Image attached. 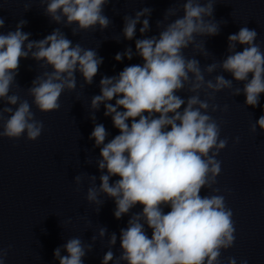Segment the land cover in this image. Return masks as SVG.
Listing matches in <instances>:
<instances>
[{"label": "clouds", "instance_id": "clouds-1", "mask_svg": "<svg viewBox=\"0 0 264 264\" xmlns=\"http://www.w3.org/2000/svg\"><path fill=\"white\" fill-rule=\"evenodd\" d=\"M110 2L40 0L44 14L70 28L74 36L97 27L107 29L112 21L104 9ZM217 2L183 0L179 7H169L156 22L158 35L152 36L145 35L150 31L151 8L123 17L124 39L136 37L137 25L142 38L135 39V52L127 47L114 59L131 61L138 56L142 63L127 65L117 75L100 79V93L90 103L94 127L89 136L99 148V185L95 175L74 177L77 191L85 178L89 181L85 199L97 206V213L105 202L103 196L114 201L116 220L129 215L127 226L120 229L121 254L116 256L112 251L117 243L113 232L102 264H222V251L235 244L233 212L220 189L214 187L222 170L217 156L226 148L228 138H221L224 121H217L210 112L228 110L227 105L221 108L213 102L224 90H230L232 96L243 94L245 107L260 106L264 50L257 42V31L245 25L227 37V55L222 60L201 66L196 56L207 59L209 54L204 38L220 33L221 22L214 17ZM28 10L26 4L25 12ZM26 24L21 19L15 30L0 32V138L19 140L26 136L36 141L44 124L36 119L32 106L41 113L58 111L61 95L75 91L77 73L84 84L91 85L103 58L94 48L73 44L60 28L43 39L31 40V33L22 30ZM4 27L0 17V29ZM238 46L242 50H237ZM189 48L196 55L186 56ZM22 59L50 69L37 75L27 89L31 104L11 91L14 84L19 86L16 76ZM218 71L220 74L213 75ZM222 73H229L232 79ZM234 81L243 87H234ZM181 92L186 95H179ZM101 105L104 116L111 117L118 130L111 139L105 126L95 123V112ZM257 128L264 131V114L251 125L253 133ZM239 140L236 137L234 142ZM87 163L91 164V159ZM204 190L211 194L202 195ZM137 205L142 211L133 212ZM98 235H107V228L100 227ZM11 247H0V264H5ZM91 249V244L73 237L54 249L53 257L59 264H84ZM227 264H237L236 258L228 257ZM240 264H248V260L242 259Z\"/></svg>", "mask_w": 264, "mask_h": 264}]
</instances>
